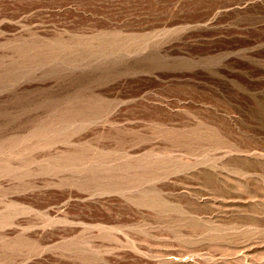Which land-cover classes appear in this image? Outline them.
<instances>
[{
	"label": "rangeland",
	"instance_id": "rangeland-1",
	"mask_svg": "<svg viewBox=\"0 0 264 264\" xmlns=\"http://www.w3.org/2000/svg\"><path fill=\"white\" fill-rule=\"evenodd\" d=\"M0 264H264V0H0Z\"/></svg>",
	"mask_w": 264,
	"mask_h": 264
}]
</instances>
